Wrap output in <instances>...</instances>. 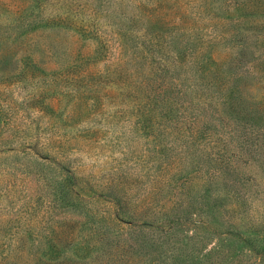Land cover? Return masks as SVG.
Segmentation results:
<instances>
[{
	"label": "rangeland",
	"instance_id": "obj_1",
	"mask_svg": "<svg viewBox=\"0 0 264 264\" xmlns=\"http://www.w3.org/2000/svg\"><path fill=\"white\" fill-rule=\"evenodd\" d=\"M0 264H264V0H0Z\"/></svg>",
	"mask_w": 264,
	"mask_h": 264
}]
</instances>
